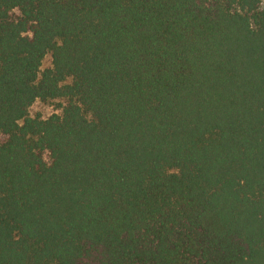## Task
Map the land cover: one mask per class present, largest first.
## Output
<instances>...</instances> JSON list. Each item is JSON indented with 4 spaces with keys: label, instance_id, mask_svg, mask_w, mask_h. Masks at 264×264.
Returning <instances> with one entry per match:
<instances>
[{
    "label": "trees",
    "instance_id": "16d2710c",
    "mask_svg": "<svg viewBox=\"0 0 264 264\" xmlns=\"http://www.w3.org/2000/svg\"><path fill=\"white\" fill-rule=\"evenodd\" d=\"M0 264H264V0H0Z\"/></svg>",
    "mask_w": 264,
    "mask_h": 264
},
{
    "label": "rangeland",
    "instance_id": "374dc122",
    "mask_svg": "<svg viewBox=\"0 0 264 264\" xmlns=\"http://www.w3.org/2000/svg\"><path fill=\"white\" fill-rule=\"evenodd\" d=\"M51 64V57L48 55L43 62V68ZM60 101H48L44 102L37 100L30 108V114L40 115L42 117H47L54 112H60L61 108L59 106Z\"/></svg>",
    "mask_w": 264,
    "mask_h": 264
}]
</instances>
